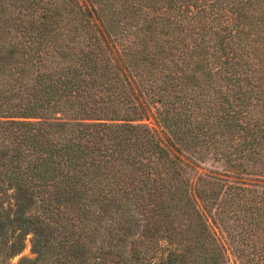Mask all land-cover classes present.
<instances>
[{"label": "trees", "instance_id": "trees-1", "mask_svg": "<svg viewBox=\"0 0 264 264\" xmlns=\"http://www.w3.org/2000/svg\"><path fill=\"white\" fill-rule=\"evenodd\" d=\"M28 235L17 264H264V0H0V264Z\"/></svg>", "mask_w": 264, "mask_h": 264}, {"label": "rangeland", "instance_id": "rangeland-1", "mask_svg": "<svg viewBox=\"0 0 264 264\" xmlns=\"http://www.w3.org/2000/svg\"><path fill=\"white\" fill-rule=\"evenodd\" d=\"M82 1H84V0H82ZM144 123L155 129L157 136L159 137V139L161 140L163 145L166 147V149L169 151L171 156H175L176 153H175L174 149L168 144L166 134L160 128L155 127L153 124V121L151 119L149 121L144 122ZM179 158L181 160H183L185 163H189V165L191 167H193V170H190L188 168L186 169V175H188L190 178H193V176L194 177L199 176L200 174H204V173L212 174V175H216V173L224 174V172H222L223 171L222 165L219 163L213 162L210 159H206V161H204L203 163H200L197 160L195 162H193V160H191V158H190V154L187 152H183L182 154H179ZM187 158L189 160H187ZM189 161H191V162H189ZM228 180H234V179L228 178ZM30 239H31V235H28L26 237L25 246H24L23 250L21 251V253L19 255H17L16 257H14L8 264H17L18 261L23 257H28V258H34L35 257V255L31 253ZM230 259H231L232 263H234L233 262L234 257L232 256V254L230 255Z\"/></svg>", "mask_w": 264, "mask_h": 264}]
</instances>
